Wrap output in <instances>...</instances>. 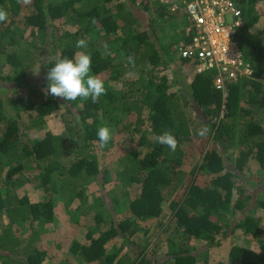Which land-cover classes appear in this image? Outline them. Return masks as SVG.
<instances>
[{
  "label": "trees",
  "instance_id": "16d2710c",
  "mask_svg": "<svg viewBox=\"0 0 264 264\" xmlns=\"http://www.w3.org/2000/svg\"><path fill=\"white\" fill-rule=\"evenodd\" d=\"M262 1L236 0L245 20L238 43L252 75L228 81L224 97L212 84L214 70L192 75L191 66L183 59L179 58L180 66L176 64L171 47L185 40L187 21L176 32L173 20L181 15L170 12L159 0H144L149 28L135 11L138 0H31L28 5L0 0V7L9 14L8 20L0 23V53L6 54L12 65L9 75L0 67V78L13 82L17 91L35 85L38 92L33 93L42 95L38 100L20 93L7 98L0 89V264H44L48 253L40 248L41 225L53 219L58 197L71 209L78 198L85 199V186L93 179L99 181L102 171L93 148L100 144L97 131L106 119L110 125H122L131 146L147 143L150 134L155 137L142 158L126 155L121 160L125 169L120 175L137 183L140 190L129 204L132 216L141 221L158 219L169 205L166 211L185 243L197 238L216 244L220 235L237 230L259 237L263 227L257 214L264 209V192L254 200L238 182L243 180V166L250 159L264 170V27L254 30L261 19L256 5ZM28 7L33 11L25 24L35 36L55 29L58 19L72 29L59 40H47L41 48L18 34L15 27V16ZM92 18L99 23L91 24ZM162 21L171 23L165 28ZM160 30H167L164 36L171 37L174 44L165 43ZM81 38H87L86 49L75 47ZM104 43L113 55L102 54ZM39 51L47 56L42 67L38 65L43 62ZM77 51L91 54L93 74L105 83L107 94L97 103L45 96L34 76L37 68L42 69L46 87L49 82L45 77L56 59L73 58ZM129 55L135 57V69L126 66ZM167 69L172 71L171 78ZM118 81L119 88L114 86ZM244 102L246 106H242ZM51 119L65 122L43 130ZM204 126L211 129L202 138L210 147L187 182L183 145L201 138L198 132ZM164 131L177 138L175 152L158 143L157 137ZM232 147L239 151L234 161L229 152ZM32 167L40 171L45 196L35 202L21 191ZM205 173L214 176L202 184ZM58 178L63 181L61 187ZM81 179L85 181L82 184ZM229 213L230 217H223ZM237 213L240 216L231 221ZM107 215L108 220L95 216L97 225L88 228L87 243L73 240L70 245L85 264H199L191 247L179 246L171 239L166 258H148L151 240L149 236L137 240L138 222L127 217L116 220L112 212ZM26 222L32 232L22 238L16 231ZM259 249L240 264H264L263 240ZM241 251L234 247L231 252L240 256L237 252Z\"/></svg>",
  "mask_w": 264,
  "mask_h": 264
},
{
  "label": "rangeland",
  "instance_id": "374dc122",
  "mask_svg": "<svg viewBox=\"0 0 264 264\" xmlns=\"http://www.w3.org/2000/svg\"><path fill=\"white\" fill-rule=\"evenodd\" d=\"M145 2L144 0H138L135 11L144 20V27L149 28L148 22L150 14L144 9L143 4H145ZM256 9L260 12L261 19L255 26V29L253 28L254 30L264 27V1L259 2L256 5ZM32 11V8H24L21 14L15 16L17 19L15 27L16 30H18V34H23L29 42L34 41L38 46H41V48L44 47L47 40H59L65 35L67 30L72 29V26L65 23V20L58 19L55 22V29L51 27L49 33L40 32L35 36L32 34V28L25 24L26 16L31 14ZM179 15H181V18L173 20V22L176 23V29H174L176 32L182 30L184 25H186L185 16L182 14ZM162 22L164 23L165 28L171 23H166V21ZM161 29L164 28L161 27ZM166 32L167 30H160L161 35L164 37V42L174 44L171 37L166 38L164 36ZM169 34L172 36L174 31H171V33L169 32ZM178 44L179 42L171 47V49H173L170 54L174 56L176 64L180 66L179 56L176 50ZM51 45H54L53 42ZM44 53L45 51H39L38 54L40 58H43V62L39 61L38 63L40 67H42L44 61L47 60V56ZM0 67L2 68L3 74L9 75L12 72V65L10 63L8 64L7 55L4 53H0ZM37 70L35 71L34 76L37 78L38 84L41 85V88L44 89L45 86L43 83L45 80L41 79L43 77L42 69L39 71ZM171 72L170 69L165 71L167 77H172ZM0 81L3 82L2 84L0 83V89L5 92L3 95L4 97H7L8 94L17 97V93H20L23 97L31 96L34 100H38L42 97L41 93H33V91L38 92L35 85H30L17 91L15 88H12L13 82L7 83L1 78ZM114 86L119 88L121 86V81L116 82ZM242 106H246L245 102ZM26 116L28 119V115ZM64 122L65 120L57 121L51 119L49 124L45 126L43 130L47 131L51 128H58L64 124ZM103 126H109L113 130V139L106 147L101 148L100 144H98L93 148L96 160L99 161L102 171L99 176V181L98 179H93L90 183H86L85 199L78 198L73 203L71 209L66 207L64 199H59L58 197L53 219L41 225L42 235L40 248L48 253L44 264H85L86 262L82 261L79 255L71 250L70 245L73 240H78L83 244L87 243L88 240L86 234L88 228L97 225L95 216L100 215L108 220L107 213L109 214V212H112L116 220H121L127 217L138 222L140 225V232L137 235V240L142 241L147 236H149V239L151 240V246L148 252V258L150 259L161 261L167 257V241L169 239L174 240L179 246L185 247L186 244V247H191V251H193L198 257L199 264H240V261L250 259L253 255L259 253V241H264V209H261L257 214L262 217L260 226L263 227V232L259 237L254 238L250 234H245L237 230L233 234L220 235L216 244L197 238L190 239L185 243L183 235L174 230L175 224L171 221V214L167 213V211H169V205H166L167 211L165 210V214L158 219L155 218L148 221H141L132 216L130 214L131 211L129 209V204L136 198L140 190L137 183H132L120 175V172L125 169L121 160L122 158H125L126 155L131 157L135 156L134 158H142L145 153L151 150L152 146L150 144L155 140V137L153 134H150L147 143L140 146H131L127 139L129 136L128 133L121 131L122 125H110V121L106 119L104 120ZM136 136H139V134ZM208 147H210V145L208 144V146H205L202 138L190 142L188 141L183 145V151L185 154L183 170L188 175L187 182L191 177V171L202 162L201 158ZM229 152L234 161V158L239 154L238 148L232 147L229 149ZM39 174L40 171L32 167L28 172V181L21 188V191L23 193L27 192L34 202L45 199ZM213 176L214 175L210 174L207 175L206 173L202 174L201 183L205 184L209 178H212ZM241 179L243 180L238 183L243 184L247 188L248 194L251 195L254 200L264 192V170H260L253 159H250L247 164L243 166V176ZM56 181L61 187L63 184L62 179L58 178ZM83 182L85 181L82 180L79 183L82 184ZM238 216L240 215L237 213L235 217H232L231 221H234ZM223 217H230V213L224 214ZM105 226L108 227L109 224L106 222ZM31 232L32 228L30 224L26 222L19 231H16V234H19L22 238H26ZM234 247L242 250L241 252H237V255L240 256H235L231 252Z\"/></svg>",
  "mask_w": 264,
  "mask_h": 264
},
{
  "label": "built area",
  "instance_id": "2783aa9c",
  "mask_svg": "<svg viewBox=\"0 0 264 264\" xmlns=\"http://www.w3.org/2000/svg\"><path fill=\"white\" fill-rule=\"evenodd\" d=\"M159 1L170 12L185 16L186 37L176 50L191 66L192 75L214 70L212 84L224 97L228 81L252 75L238 43L245 20L236 0Z\"/></svg>",
  "mask_w": 264,
  "mask_h": 264
},
{
  "label": "clouds",
  "instance_id": "9594fccd",
  "mask_svg": "<svg viewBox=\"0 0 264 264\" xmlns=\"http://www.w3.org/2000/svg\"><path fill=\"white\" fill-rule=\"evenodd\" d=\"M21 5H28L31 0H18ZM8 12L0 7V23L8 20ZM99 21L96 18L91 19V24L97 25ZM88 46L87 38H81L76 42L77 49H86ZM103 55L111 56L113 52L109 49L107 43L102 45ZM121 55H124L121 53ZM126 66L135 69L136 60L134 56L125 57ZM92 56L85 51H77L73 58H57L53 67L48 71L45 79L49 82L43 89L44 95H51L67 102L79 100L86 101L91 99L93 103H97L101 96L107 94L104 81L99 75L93 74ZM132 73H126L130 75ZM63 106V105H61ZM211 132L207 126L202 127L198 135L206 138ZM100 147H106L113 139V130L109 126H102L98 129ZM158 143L167 146L171 151L175 152L179 146L177 138L171 131H164L157 137Z\"/></svg>",
  "mask_w": 264,
  "mask_h": 264
}]
</instances>
